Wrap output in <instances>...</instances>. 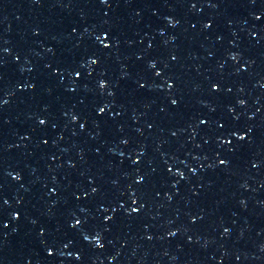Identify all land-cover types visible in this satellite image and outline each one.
I'll return each mask as SVG.
<instances>
[{
  "label": "snow or ice",
  "instance_id": "snow-or-ice-1",
  "mask_svg": "<svg viewBox=\"0 0 264 264\" xmlns=\"http://www.w3.org/2000/svg\"><path fill=\"white\" fill-rule=\"evenodd\" d=\"M102 111V110H101ZM222 163H223V161H222Z\"/></svg>",
  "mask_w": 264,
  "mask_h": 264
}]
</instances>
